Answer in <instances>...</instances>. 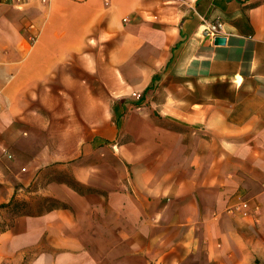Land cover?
Returning <instances> with one entry per match:
<instances>
[{
  "label": "crops",
  "instance_id": "crops-1",
  "mask_svg": "<svg viewBox=\"0 0 264 264\" xmlns=\"http://www.w3.org/2000/svg\"><path fill=\"white\" fill-rule=\"evenodd\" d=\"M217 20L224 44L205 33ZM164 78L166 96L160 100L161 87L154 84ZM150 86L155 99L129 102ZM104 93L121 98L112 101ZM115 106L122 108L119 121ZM149 107L183 122L185 131L153 128L155 136L183 142L167 154V163L152 165L135 202L106 184L110 177L101 172H111V164L72 162L68 179L53 193L62 206L47 217H56L63 236L77 242L83 231L95 235L97 221L110 227L113 207L120 214L131 208L143 214L141 196L147 193L159 203V219L182 229L175 237L192 259L264 260V235L258 240L255 235L264 234V0L0 3V140L40 145L26 150L30 180L44 167L42 157L75 161L95 155L117 140L129 116ZM159 115L152 121L159 122ZM65 141L71 143L59 150ZM96 171L101 177L93 178ZM78 182L107 191L108 203L96 200L95 192L79 193ZM116 196L123 200L113 202ZM239 197L258 211L229 212ZM75 251L65 253L72 258Z\"/></svg>",
  "mask_w": 264,
  "mask_h": 264
},
{
  "label": "rangeland",
  "instance_id": "rangeland-1",
  "mask_svg": "<svg viewBox=\"0 0 264 264\" xmlns=\"http://www.w3.org/2000/svg\"><path fill=\"white\" fill-rule=\"evenodd\" d=\"M166 84L167 78L154 84L161 87L157 99H165ZM95 85H99L98 80ZM154 87L150 86L147 91L133 94L128 99L129 102L148 103L154 98L151 92ZM110 95L108 96L112 101L121 98L120 94ZM116 110L117 113L122 112V108L116 107ZM157 110L149 107L133 113L122 124L117 140L100 147L95 155L87 153L85 157H79L75 161H69V157L65 155L42 157L44 167H41L32 180L28 178L29 156L26 155V150L40 145L37 142L26 144L21 140H0V264H202L192 259L186 247L177 242L175 234L183 232L182 229L170 227L168 221L162 222L159 219V203H154L155 200L147 193L141 196L144 202L143 214L135 208L120 214L113 207L110 227H107V223L105 226L103 221H97L93 231L95 235L83 231L77 242L75 238L73 240L63 236L61 222L56 217H47L62 206L53 193L61 180L68 179L72 172V162L79 166H97L103 162L111 164V172H101L102 176L110 177L106 184L112 190L125 191L129 194V200L135 202L141 181L146 183V178L153 174L152 165L157 166L159 161L162 164L163 160L167 163V154L177 148L178 142H183L181 139L175 140L174 137H163V134L154 135L155 127L162 128L161 133L165 134L169 130L175 133L185 131L183 122L169 121L167 117L159 115ZM153 115H159L160 121L153 122ZM45 143L53 149L56 148L55 142ZM70 143L59 142L58 149L67 148ZM80 143L81 146L88 145V141ZM122 154L127 155L129 161L122 160ZM139 164L143 168L137 169ZM84 174L80 172L81 180L85 178ZM96 176H100L99 171L93 173V178ZM74 185L83 194L99 191L93 185L85 183L78 182ZM107 194V191L100 190L93 195L96 200H107L108 203ZM121 200L123 198L118 196L113 198V202ZM6 204L9 206L4 207ZM261 234L264 235L263 231L256 232L257 240ZM72 248L77 251L69 258L65 252ZM227 259L232 264L238 258ZM252 264H264V260L256 255Z\"/></svg>",
  "mask_w": 264,
  "mask_h": 264
},
{
  "label": "built area",
  "instance_id": "built-area-1",
  "mask_svg": "<svg viewBox=\"0 0 264 264\" xmlns=\"http://www.w3.org/2000/svg\"><path fill=\"white\" fill-rule=\"evenodd\" d=\"M29 1L30 0H0V3L10 2L15 5L21 6L22 4H25ZM205 33L206 35L211 37H216L218 35H221L223 33V24L218 20L215 22H210L205 29ZM31 39L35 41L36 35H33ZM258 209H259L258 205L252 207L248 200L239 197V199L232 206H230L228 211L231 213H242L243 215H248L252 212H257Z\"/></svg>",
  "mask_w": 264,
  "mask_h": 264
},
{
  "label": "water",
  "instance_id": "water-1",
  "mask_svg": "<svg viewBox=\"0 0 264 264\" xmlns=\"http://www.w3.org/2000/svg\"><path fill=\"white\" fill-rule=\"evenodd\" d=\"M215 42L217 44H224L226 42V38H225V36L218 35L215 37Z\"/></svg>",
  "mask_w": 264,
  "mask_h": 264
},
{
  "label": "trees",
  "instance_id": "trees-1",
  "mask_svg": "<svg viewBox=\"0 0 264 264\" xmlns=\"http://www.w3.org/2000/svg\"><path fill=\"white\" fill-rule=\"evenodd\" d=\"M116 107H118V106H116ZM116 107H115V111H116V113H117ZM117 115H118V121H119V119H120V115H121V114L117 113ZM119 123H120V122H119ZM7 206H9V205H8V204L4 205V207H7ZM2 207H3V206H2Z\"/></svg>",
  "mask_w": 264,
  "mask_h": 264
}]
</instances>
